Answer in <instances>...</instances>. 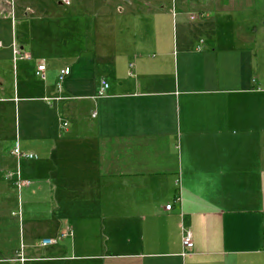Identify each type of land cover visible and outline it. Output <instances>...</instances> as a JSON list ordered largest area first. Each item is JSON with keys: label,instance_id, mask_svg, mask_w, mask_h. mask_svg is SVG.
Masks as SVG:
<instances>
[{"label": "crops", "instance_id": "1", "mask_svg": "<svg viewBox=\"0 0 264 264\" xmlns=\"http://www.w3.org/2000/svg\"><path fill=\"white\" fill-rule=\"evenodd\" d=\"M232 1H127L120 15L154 11L168 39L144 48L149 35L138 46L133 34L107 51L61 8L71 2L20 14L0 0L1 24L29 23L0 41V264L20 246L25 264H264V26L215 32L212 12L256 0Z\"/></svg>", "mask_w": 264, "mask_h": 264}, {"label": "rangeland", "instance_id": "2", "mask_svg": "<svg viewBox=\"0 0 264 264\" xmlns=\"http://www.w3.org/2000/svg\"><path fill=\"white\" fill-rule=\"evenodd\" d=\"M58 0H14L16 9L20 14L25 11H33L35 13L46 12L48 10H53L57 8ZM127 1L133 0H70L71 5L69 7H61L66 11L67 14L72 15V17H79L81 21H87V37L90 46L97 47L96 49L102 50H113L114 47L121 49V47H129L130 42L133 39V34L136 36V41L139 42L141 39V33H146L149 35L147 40L149 44L143 45L144 48H152L153 45H162L167 41L165 34L170 30L169 26L165 23H160L154 19V11H143L142 6L139 7L137 12L131 14L132 18L128 19L127 14H119L118 9H123L127 5ZM149 1V0H144ZM156 1L157 10H159L160 5H165L167 9H170L172 2L175 0H154ZM238 4V0H233L231 4ZM227 10L223 12H212L210 14L211 22H215L216 25L215 32H231L238 25L239 28L243 30H261L264 26V0H256L253 4L247 7L239 6H229ZM141 8V9H140ZM200 17V12L193 14L190 17L195 16ZM134 17V18H133ZM227 18V19H226ZM218 21V22H216ZM29 25V23H28ZM27 22L17 19L13 24L10 23H0V41L3 43L4 49L12 41V38L18 39L21 33H28ZM83 26V30H84ZM162 32V36H154L155 32ZM71 41H66L65 48H69L72 43L78 41V39ZM135 38V37H134ZM209 41H214V39H208ZM18 41V40H16ZM125 43H124V42ZM219 47V43H223L224 40H215ZM226 42V41H225ZM1 50V49H0ZM3 50V49H2ZM1 50V51H2ZM4 51V50H3ZM262 55V51L259 52ZM2 62V61H1ZM2 69H4V76L10 85L16 83V71L14 73L13 62L5 59L3 62ZM24 62H18L17 64V74H21V66ZM2 72V71H1ZM264 78V72L261 73ZM21 113V110H20ZM15 114V112H14ZM14 121H16L13 115ZM21 120V119H20ZM17 121H19V115L17 112ZM13 136H15L13 134ZM15 139V138H14ZM13 139V140H14ZM18 204L14 205V210L16 211Z\"/></svg>", "mask_w": 264, "mask_h": 264}, {"label": "built area", "instance_id": "3", "mask_svg": "<svg viewBox=\"0 0 264 264\" xmlns=\"http://www.w3.org/2000/svg\"><path fill=\"white\" fill-rule=\"evenodd\" d=\"M60 3L63 5H69L70 0H60ZM12 55H13L14 60H23V59L29 60L30 59V57L28 55L23 54L21 52V50L17 46H15L14 44L12 45ZM45 70L46 69H45L44 64L37 66L36 75L41 80L45 79V75H44ZM69 73H70L69 68L62 69L60 71V80H63L64 77L67 76ZM107 87H108V85L105 82H102L101 87L98 91V95L105 94ZM12 154L16 158H20V157H26L28 159L33 158L32 155L21 153L19 148L17 147V145L13 148ZM26 184H27V182L20 181L18 186H22V185H26ZM175 200L178 201L179 199L176 198ZM164 209L166 211H170L172 209V204L166 205ZM63 237H64V235H60L58 238H55V239H45L42 241V245L43 246L54 245L57 243L58 240L62 239ZM181 244H182V250H183L182 254L183 255H185L187 253V251L192 249V247H193L192 233L189 229H182ZM9 261L12 262L13 264H25L26 259L23 255V247L22 246H20V250H19L18 254L16 255V257L14 259L9 260Z\"/></svg>", "mask_w": 264, "mask_h": 264}]
</instances>
